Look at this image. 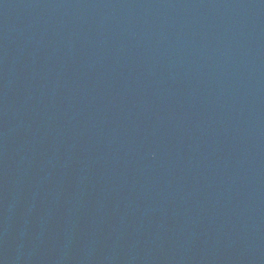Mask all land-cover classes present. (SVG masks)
<instances>
[{
    "label": "water",
    "instance_id": "water-1",
    "mask_svg": "<svg viewBox=\"0 0 264 264\" xmlns=\"http://www.w3.org/2000/svg\"><path fill=\"white\" fill-rule=\"evenodd\" d=\"M0 264H264V0H0Z\"/></svg>",
    "mask_w": 264,
    "mask_h": 264
}]
</instances>
